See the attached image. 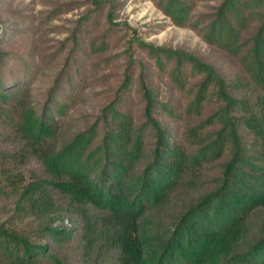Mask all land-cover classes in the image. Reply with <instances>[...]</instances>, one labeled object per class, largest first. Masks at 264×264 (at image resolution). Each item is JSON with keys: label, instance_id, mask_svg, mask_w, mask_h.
Returning a JSON list of instances; mask_svg holds the SVG:
<instances>
[{"label": "trees", "instance_id": "obj_1", "mask_svg": "<svg viewBox=\"0 0 264 264\" xmlns=\"http://www.w3.org/2000/svg\"><path fill=\"white\" fill-rule=\"evenodd\" d=\"M154 1L232 64L139 41L177 107L130 55L115 99L70 132L76 61L39 106L34 68L17 76L0 49V264H264V0Z\"/></svg>", "mask_w": 264, "mask_h": 264}, {"label": "rangeland", "instance_id": "obj_2", "mask_svg": "<svg viewBox=\"0 0 264 264\" xmlns=\"http://www.w3.org/2000/svg\"><path fill=\"white\" fill-rule=\"evenodd\" d=\"M96 1L0 0V49L9 54L8 58H22L13 66L17 76H21L25 66L34 68L32 90L37 105L46 100L66 61H76V69L71 72L78 73L83 84L79 101L65 119L68 131L92 124L115 99L130 55L136 63V74L141 69L139 63L149 67L152 87L160 99L180 106V95L168 78L159 74L155 59L143 52L139 41L186 50L215 62L221 70L231 71L228 58L191 28L176 26L154 0ZM191 1L194 14L199 15L211 14L222 0ZM110 11L112 19L108 16ZM132 89L134 110L139 114L138 88L133 85ZM179 128L183 131L184 126L179 124L176 131ZM6 205L0 201V206Z\"/></svg>", "mask_w": 264, "mask_h": 264}]
</instances>
